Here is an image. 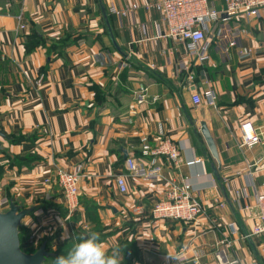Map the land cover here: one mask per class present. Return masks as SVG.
Here are the masks:
<instances>
[{
  "label": "crops",
  "instance_id": "crops-1",
  "mask_svg": "<svg viewBox=\"0 0 264 264\" xmlns=\"http://www.w3.org/2000/svg\"><path fill=\"white\" fill-rule=\"evenodd\" d=\"M154 1L0 0V128L12 137L5 152L32 153L3 168L0 198L35 208L22 226L36 240L75 244L76 229L84 235L101 228L107 250L118 248L124 258L121 248L133 244L128 264H165L167 252L183 253V264H193L195 257L217 264L214 252L224 237L239 264H264V236L244 238L259 211L253 197L235 196L247 188L250 170L264 192V140L242 146L240 129L251 122L264 132V8L257 17L223 22L232 28L236 47L225 53L212 39L210 57L198 63L185 42L168 36L161 13L146 8ZM208 1L223 10L224 0ZM132 4L137 8L124 17L110 10ZM35 40L40 43L28 52ZM181 64L190 70L182 71ZM141 86L148 91L139 104L134 93ZM209 88L217 106L197 107L193 92L203 95ZM201 121L217 145V175L213 165L219 164L200 132ZM162 138L179 144V166L165 167L154 182L128 176L124 152L148 161L142 140L155 147ZM31 143L33 149L25 147ZM194 157L203 162L187 166ZM57 167L82 175L80 207L72 215L59 188L45 183ZM121 173L125 194L115 182ZM183 176L191 178L202 202L198 221L155 220L153 205ZM137 206L143 214L135 212Z\"/></svg>",
  "mask_w": 264,
  "mask_h": 264
},
{
  "label": "built area",
  "instance_id": "built-area-1",
  "mask_svg": "<svg viewBox=\"0 0 264 264\" xmlns=\"http://www.w3.org/2000/svg\"><path fill=\"white\" fill-rule=\"evenodd\" d=\"M136 8L137 4H132L131 7L120 9L112 7L110 10L112 13L124 17ZM146 8L160 12L167 27L168 36L185 42L188 46V55L195 62L204 63L210 57L208 51L212 45V39L217 40L218 45L225 53L231 52L236 47L237 40H235L232 28L223 22L239 15L259 16L260 10L264 8V0H224L222 11L213 7L208 0H156L147 4ZM17 17L20 29H26L23 12ZM180 69L187 72L190 70L187 64H181ZM147 91L144 86L135 91L134 96L139 104L146 101ZM192 97L197 107L217 106L216 94L212 88L206 90L203 95L196 90ZM240 129L242 146L252 147L264 140V132L254 128L251 122L243 123ZM141 145L143 151L149 155V160L141 162L132 154L128 156L124 162V170L128 176L154 182L162 178L165 167L179 166L180 146L170 138L160 139L155 147L143 139ZM202 162V158L194 157L187 160L185 164L192 166ZM253 166L254 164L249 167ZM247 173L249 176L247 188L237 190L235 196L238 200L253 197L254 205L259 213L256 217L257 221L250 232L244 235V238L262 237L264 236V192L257 188L254 182V173L251 170ZM81 177L79 172L73 173L57 167L53 176L45 180L50 188L56 186L59 188L64 206L70 215L76 213L80 207ZM115 182L121 193H127L128 185L125 174H118ZM248 188L253 190L250 192ZM8 206L9 200L6 197L1 198L0 210L2 211ZM245 207L248 208L249 204H245ZM134 210L141 214L144 213L141 206H137ZM202 212V202L194 194V186L189 176H183L179 180L171 182L165 190L164 197L159 199L150 211L155 220L181 221L188 224L196 223ZM30 239L35 240V237L30 234ZM231 246L232 243L227 237L217 243L214 252L217 264H239L237 257L232 254ZM181 254L184 257V263L187 257L183 253ZM193 264L204 263L200 262L199 257H195Z\"/></svg>",
  "mask_w": 264,
  "mask_h": 264
},
{
  "label": "water",
  "instance_id": "water-1",
  "mask_svg": "<svg viewBox=\"0 0 264 264\" xmlns=\"http://www.w3.org/2000/svg\"><path fill=\"white\" fill-rule=\"evenodd\" d=\"M102 10L106 15V9L103 6ZM200 132L207 143L211 155L219 164L218 168L213 165L214 172L217 175L221 168L220 157L214 137L211 135L206 121H201ZM0 138L6 141L12 140V137L5 134L1 128ZM0 151H6L1 139ZM124 154L125 158H127L128 154L126 151ZM34 210V207L24 208L14 200L10 201L9 208L6 211L0 210V264H45L46 259L54 255V253L47 250V242H42L33 253H27L21 248L20 229L22 220Z\"/></svg>",
  "mask_w": 264,
  "mask_h": 264
},
{
  "label": "clouds",
  "instance_id": "clouds-1",
  "mask_svg": "<svg viewBox=\"0 0 264 264\" xmlns=\"http://www.w3.org/2000/svg\"><path fill=\"white\" fill-rule=\"evenodd\" d=\"M181 253L164 256L165 264H183ZM54 264H123V255L118 248L109 252L100 240L99 233L87 231L66 255L55 258Z\"/></svg>",
  "mask_w": 264,
  "mask_h": 264
},
{
  "label": "rangeland",
  "instance_id": "rangeland-1",
  "mask_svg": "<svg viewBox=\"0 0 264 264\" xmlns=\"http://www.w3.org/2000/svg\"><path fill=\"white\" fill-rule=\"evenodd\" d=\"M31 135L34 136L33 134H31ZM19 137L22 138V139H24V140L27 139V136H21L20 135ZM0 139L3 142L4 146L7 147L8 142L6 140L2 139V138H0ZM31 146H32V143H31L30 146L28 144H26L25 147H27V148L30 147L31 149H33V147H31ZM24 152L25 153H23L21 155L15 156L13 154H10V153H7L6 154V152L0 151V177H1L2 170H3V168L6 167V165H11L12 163H18V162H20L21 160H23L25 158H31L32 157V153H31V151L29 149H27ZM8 167H10V166H8ZM6 209H7V207H6ZM6 209L4 208V209H2V211H5ZM168 221L169 222H172V220H168ZM23 226H24L23 227V230L22 231L20 230V232H22V236H23L22 239H23V241H25L26 239H29L30 234H31V231H30L31 229L27 228L25 225H23ZM100 229L97 230V233H100L101 232ZM82 232H83V230L81 228L76 229V239H77V242H78L79 238L82 236ZM43 241H45V242L48 243L47 250L50 251V252H52V253H54L53 256H55V258L58 257V256H60V255H66L71 250V248L74 245V244L71 243V241L70 242L69 241H65V242L59 241L58 243L52 244V241H54L52 239V237H44L43 239H40V240L39 239H37V240L35 239L34 240L35 244H34L33 248H30V249L32 251H36V249H38V247L41 245V243ZM113 249H115V248H113ZM113 249H111V250H113ZM121 249L125 253V257L123 258V262H128L129 259H131V256H132V255H130L131 253L128 252L129 251L128 250L129 248L125 245ZM126 256H129V257H126ZM45 262H46L45 264H54L55 259L52 260V258L50 257V258H47Z\"/></svg>",
  "mask_w": 264,
  "mask_h": 264
},
{
  "label": "trees",
  "instance_id": "trees-1",
  "mask_svg": "<svg viewBox=\"0 0 264 264\" xmlns=\"http://www.w3.org/2000/svg\"><path fill=\"white\" fill-rule=\"evenodd\" d=\"M38 43H40V41H38V40H35L34 42H31V43H29L28 44V52L29 51H32L34 48H35V46L38 44ZM15 140H13L14 142H18L19 141V139L17 140V138H14ZM3 152H5V151H3ZM23 227L24 226H21V231L23 230ZM23 236H22V232H20V241H21V248H22V250H24L25 252H27V253H33V252H35V251H32L30 248H33V246H34V244H35V242H34V240H31L30 239V237H29V239H26L25 241H23ZM47 245H48V243H47ZM127 246L129 249V253H131L130 255H134V253H135V251H134V247H133V244L132 243H126V244H124V246ZM129 245V246H128ZM29 249V250H28ZM132 256H131V258H132ZM126 257H129V256H126ZM50 258V257H49ZM52 258V260L53 259H55V256H52L51 257ZM129 262V261H128ZM128 262H126V264H128Z\"/></svg>",
  "mask_w": 264,
  "mask_h": 264
}]
</instances>
